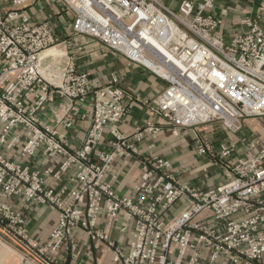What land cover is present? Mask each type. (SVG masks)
<instances>
[{"label":"built area","instance_id":"1","mask_svg":"<svg viewBox=\"0 0 264 264\" xmlns=\"http://www.w3.org/2000/svg\"><path fill=\"white\" fill-rule=\"evenodd\" d=\"M50 1L61 2L74 15V34L114 50L166 86L143 102L152 120L124 135L120 124L127 112L126 92L119 80L94 89L88 74L70 62L46 79L41 54L59 46L52 24L32 20L23 8L31 0H0V227L24 248L19 264H56L65 245L75 256V228L95 244L106 243L113 264H262L264 147L227 161L231 146L221 143L215 150L198 134L210 124L237 133L247 119L264 118V5L255 16L243 18L244 31L226 42L218 30L227 10L217 13L216 0H182L177 10L161 0ZM89 95L92 124L83 145L71 150L39 113L56 99L83 101ZM110 127L114 139L109 152L101 151L94 160ZM182 129L196 135L199 157L225 160L217 185L198 189L174 171L171 160L146 155L133 196L115 192L108 175L116 155L140 156L146 139H156L163 130L177 136ZM39 151L62 157L60 172L47 167L41 173L8 156L32 158ZM72 167V187L47 185L48 178L58 179ZM14 198L58 211L44 247L27 238L23 214L9 203ZM182 203L185 207L168 220ZM122 214L127 225L120 232L129 223L132 228L128 247L107 233Z\"/></svg>","mask_w":264,"mask_h":264},{"label":"crops","instance_id":"2","mask_svg":"<svg viewBox=\"0 0 264 264\" xmlns=\"http://www.w3.org/2000/svg\"><path fill=\"white\" fill-rule=\"evenodd\" d=\"M181 1L162 0V3L177 10ZM263 5L264 0L259 2L257 0H216L217 13H220L222 9L227 10L224 25L218 33L224 36L226 42H230L233 39L232 36L244 31V27L240 25L241 20L248 16H255ZM23 8L34 22L50 21L59 42L60 53L57 56L41 58V67L48 64L50 60L51 65H46V70L52 65L61 70L69 62L73 63L78 72L88 74L94 89L108 85L113 78L118 79L119 86L126 92L123 103L127 112L120 124V131L126 136L132 135L135 130L152 120L143 102L162 93L166 86L165 82L152 73L134 66L122 55L96 40L74 34L72 29L74 15L61 2L31 0ZM46 73L51 79L52 74ZM92 104V95L87 96L83 101L70 102L65 99H56L41 109L39 117L43 124L54 126L58 137L68 143L69 148L73 150L83 145L91 127ZM18 131L15 130L12 134L15 135ZM198 135L199 139L213 143L215 150H218L221 143L231 146L233 151L227 161H236L264 147V118L247 119L243 128L237 133L227 132L221 124H210L202 126ZM113 139V128L110 127L99 149L94 152V160L101 151L109 152ZM197 140L190 129H182L177 136L163 130L156 139H146L140 144V156L116 155L108 180H112L111 183L117 194L133 196L134 186L139 182L143 170L142 156L157 155L171 160L174 171L180 172V176L192 186L198 189L215 186L220 182L225 160L199 157L196 152ZM251 143L257 146L252 148L249 145ZM8 156L17 163L28 165L41 173H44L47 167L60 172L64 160L62 157H46L42 151L32 158H22L17 153H9ZM74 175L75 168L72 167L67 172L61 173L58 179L48 178L47 185L56 190L66 185L72 187L71 180ZM113 176L116 178L112 179ZM9 203L12 209L23 214L27 238L37 242L39 248L44 247L50 233L57 225L58 211L46 204L29 206L21 198H14ZM183 207H185L184 203L175 206L167 219L173 218ZM125 216L122 214L112 227L107 228V233L111 240L128 247L131 243V224H128L126 232H120V229L127 225ZM99 223L102 226L105 225L103 212L100 213ZM73 239L77 244L78 254L73 256L68 245H65L56 254V264H109V260L113 261L112 251L107 244L104 242L95 244L83 230L75 228ZM25 253L24 248L15 238L7 235L0 227V264H19ZM261 263L264 264V259Z\"/></svg>","mask_w":264,"mask_h":264},{"label":"bare ground","instance_id":"3","mask_svg":"<svg viewBox=\"0 0 264 264\" xmlns=\"http://www.w3.org/2000/svg\"><path fill=\"white\" fill-rule=\"evenodd\" d=\"M59 53H60L59 48L58 47H54V48H50V49L46 50L43 54H45L44 56H46V57L48 56L49 57L50 55L57 56V54H59ZM42 59H44V58H42ZM42 73H43V75H44L45 78H47L48 80H50V76H49L48 73H46L45 70H43Z\"/></svg>","mask_w":264,"mask_h":264},{"label":"rangeland","instance_id":"4","mask_svg":"<svg viewBox=\"0 0 264 264\" xmlns=\"http://www.w3.org/2000/svg\"><path fill=\"white\" fill-rule=\"evenodd\" d=\"M162 1V0H161ZM258 2L260 1V0H257ZM173 10H175L174 8H173ZM60 50V49H59ZM45 54H43V57L42 58H45L46 56H44ZM50 62H52L51 60H50ZM50 62H48V64H46L47 66H49V65H51L50 64ZM46 65H44L43 67H41V73L43 72V70H45L46 72H49V73H51V72H56V68H54L53 67V65H52V67H50V68H48L47 70H46ZM49 70H52V71H49ZM59 71V70H58ZM57 71V72H58ZM43 74V73H42ZM52 74V73H51ZM126 234H128V233H126ZM124 236V235H123ZM130 242H131V240H130ZM78 254V253H77ZM113 264V261H110L109 260V264Z\"/></svg>","mask_w":264,"mask_h":264}]
</instances>
